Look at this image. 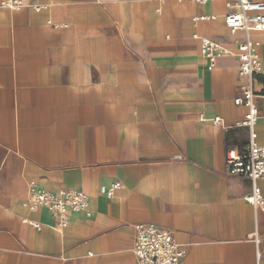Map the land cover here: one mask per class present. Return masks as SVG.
I'll return each mask as SVG.
<instances>
[{
    "label": "crops",
    "instance_id": "crops-1",
    "mask_svg": "<svg viewBox=\"0 0 264 264\" xmlns=\"http://www.w3.org/2000/svg\"><path fill=\"white\" fill-rule=\"evenodd\" d=\"M26 2L47 7H0V264H139L145 224L173 233L183 264H264V211L226 169L251 139L235 103L246 35L227 29L228 0ZM203 39L226 51L213 70ZM252 39L264 69V34ZM254 131L264 146L263 118ZM31 183L86 193L92 216L58 231L24 204Z\"/></svg>",
    "mask_w": 264,
    "mask_h": 264
},
{
    "label": "built area",
    "instance_id": "built-area-1",
    "mask_svg": "<svg viewBox=\"0 0 264 264\" xmlns=\"http://www.w3.org/2000/svg\"><path fill=\"white\" fill-rule=\"evenodd\" d=\"M40 2L44 0H34ZM50 1V0H46ZM191 3L207 5L215 0H189ZM36 10L45 9L26 2V0H0V7L4 10L19 11L25 7ZM228 12L224 16L227 29L232 35L244 33L246 40L240 44L239 75L246 80L242 87V97L236 99L238 106L249 109L246 120L240 123L241 127L251 129L249 145L242 151L228 149L226 153V169L230 176H241L250 181L253 192L246 197V201L256 209L264 211V194L258 183L264 180V146L257 142V134L254 127L259 118L264 119V106L259 110L255 104L258 94L255 85L264 77V69L261 64V55L258 46L252 39L255 33L264 34V0H228L226 4ZM198 20V19H196ZM202 55L208 60V69L216 67L217 60L226 54L225 49L218 43L209 39H203L201 45ZM215 126H222L221 119H214ZM121 188L119 184L112 185L106 192L108 198H113ZM31 211L46 209L57 221V230L63 232L71 224L73 214L84 213L92 216L91 199L86 193L75 189H61L51 192L43 189L37 183H31L29 195L24 203ZM36 229L42 227L39 223H32ZM136 239L132 249L139 264H183L186 251L176 242L173 233L155 224L137 225L135 227ZM256 243L259 238L255 236ZM259 259L261 255L259 254Z\"/></svg>",
    "mask_w": 264,
    "mask_h": 264
},
{
    "label": "trees",
    "instance_id": "trees-1",
    "mask_svg": "<svg viewBox=\"0 0 264 264\" xmlns=\"http://www.w3.org/2000/svg\"><path fill=\"white\" fill-rule=\"evenodd\" d=\"M263 79H261V81H262Z\"/></svg>",
    "mask_w": 264,
    "mask_h": 264
}]
</instances>
